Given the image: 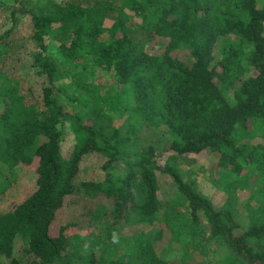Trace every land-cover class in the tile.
I'll return each instance as SVG.
<instances>
[{"label": "trees", "instance_id": "16d2710c", "mask_svg": "<svg viewBox=\"0 0 264 264\" xmlns=\"http://www.w3.org/2000/svg\"><path fill=\"white\" fill-rule=\"evenodd\" d=\"M27 13L40 50L34 63L47 80L43 106L28 104L19 85L0 90V159L10 167L33 165L37 178L23 203L0 213V264H84L73 239L90 237L92 227L64 223V210L84 188L111 199L118 220L132 203V187L146 195L142 218L157 217L161 207L166 218L180 211L225 244L223 264H264V0H49ZM49 37L66 64L84 62L91 74L112 78L96 85L75 76L83 91L75 102L86 110L67 112L60 101L65 92L53 79ZM126 116L122 128L113 126ZM138 122L167 136L165 151L177 159L215 154L224 205L215 208L172 165H161L153 147L140 149ZM93 152L107 159L105 180L78 187L80 163ZM161 178L171 179L174 197L168 191L159 199ZM238 192L252 197L244 232ZM90 241L87 264H122L97 259ZM120 245L128 264H188L194 253L161 259L144 233Z\"/></svg>", "mask_w": 264, "mask_h": 264}, {"label": "rangeland", "instance_id": "374dc122", "mask_svg": "<svg viewBox=\"0 0 264 264\" xmlns=\"http://www.w3.org/2000/svg\"><path fill=\"white\" fill-rule=\"evenodd\" d=\"M19 1L20 3H15L14 0H0V90L11 85H19L22 94L26 96L27 103L35 105L38 110H41L43 103L40 95L47 80L41 76L34 63V57L40 50L32 38L33 27L27 12L37 11L39 7H44L49 0ZM52 1L61 4L72 2V0ZM21 9L26 14L18 13ZM12 13H15V16L12 17ZM111 18L113 17L111 16ZM46 43L49 47V55L57 64V69L53 74L54 82L65 92L59 95L60 101L64 104L67 112L76 113L79 110H86L85 106L81 104L78 106L75 102L77 98H83L81 97L83 91L78 90L79 84L76 82L75 76L85 75L96 85L111 84L112 78L101 73L91 74L86 71L84 62L78 65L66 64L60 56L57 49L58 44L53 38L49 37ZM227 97L231 102L232 93L228 92ZM1 101L2 97H0ZM127 118V116L122 119L116 118L113 121V126L122 128ZM138 124L140 149L146 151L149 147H153L158 157L160 156L159 163L161 165L166 163L172 165L190 184L191 188L208 199L215 208H221L224 205L226 195L220 172L216 168L218 160L215 154L203 153L188 156L185 160L177 159L165 151L169 145L167 136H163L161 131L149 124L143 122H138ZM106 161L107 159L97 152L86 155L80 163L76 185L81 187L84 182L104 181L106 174L102 170V166ZM116 170L123 173L126 167L120 163ZM36 178L37 174L33 165L20 164L10 167L0 159V213L12 211L23 203L32 193ZM160 183L165 189L159 194V199L165 200L168 191L170 198L177 194L176 189H173L174 185L171 179L161 178ZM130 190L133 196L132 203H127L125 215L118 220V212L111 199L102 195H86L84 188L74 194L71 203L64 210V223H79L88 228L92 227L88 232L86 230V235L91 231L92 235L88 238L91 239L90 243L93 240L91 252L97 259L117 260L122 264H128L123 256L120 243L140 233L146 235L153 244L155 253L164 260L184 256L188 253L189 248L194 253L189 258L188 264H205L208 261L213 264H223L228 259L225 244L220 240L213 239L207 228L192 227L180 211L170 215L171 218H166L165 208L161 207L157 217L142 218L138 208L144 203L146 195L137 187H132ZM237 197L239 198L237 221L240 231L244 232L249 226L245 206L249 200H252V197L251 194L245 192H238ZM172 203L173 205L178 204L176 200ZM132 205L135 210L132 209ZM204 223H206L205 219H203ZM99 235L104 236L105 244L99 240ZM88 238L73 239V246L83 249L82 253L77 252L84 264L90 263L85 260L86 248L89 245ZM203 242L207 243L203 245Z\"/></svg>", "mask_w": 264, "mask_h": 264}]
</instances>
